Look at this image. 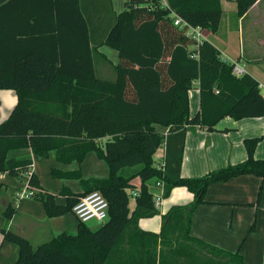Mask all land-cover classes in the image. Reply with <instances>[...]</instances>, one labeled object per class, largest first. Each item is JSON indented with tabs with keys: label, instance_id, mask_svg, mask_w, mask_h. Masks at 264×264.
Listing matches in <instances>:
<instances>
[{
	"label": "trees",
	"instance_id": "obj_1",
	"mask_svg": "<svg viewBox=\"0 0 264 264\" xmlns=\"http://www.w3.org/2000/svg\"><path fill=\"white\" fill-rule=\"evenodd\" d=\"M45 1L10 15L17 0H0V90H13L17 96L0 124V174L36 189L31 198L42 204L48 218L72 213L91 192L107 201L108 218L96 230L78 221L75 235L62 233L36 247L2 228L3 242L18 247L13 264H245L239 251L209 245L190 230L210 186L246 175L264 184V159L254 158L261 138L244 140L247 158L241 163L196 178L180 174L187 127L212 132L224 118L264 117L259 83L247 73L235 77L208 40L194 49L195 42L172 23L175 13L215 34L224 12L221 0H165L167 6L163 0H125L119 13L111 0H49L46 14L39 8ZM257 1L234 0L236 16L242 18ZM12 16H19L22 29L10 28ZM101 46L117 52L114 78L96 75L94 58L107 60L98 52ZM194 83L199 110L191 116ZM161 146L163 171L154 161ZM22 148L42 159L54 151L61 164L80 165L94 153L108 174L84 179L79 169L51 170V177L77 180L81 188L80 193L62 191L65 202L60 205L41 187L36 173L27 176L29 157L8 158L9 151ZM156 182H162L163 198L176 187L193 195L190 203L172 206L162 215L158 234L137 226L139 219L159 214L150 189ZM15 213L8 204L6 222Z\"/></svg>",
	"mask_w": 264,
	"mask_h": 264
},
{
	"label": "crops",
	"instance_id": "obj_2",
	"mask_svg": "<svg viewBox=\"0 0 264 264\" xmlns=\"http://www.w3.org/2000/svg\"><path fill=\"white\" fill-rule=\"evenodd\" d=\"M41 2L42 0H17L15 5H13V7L10 9V15H13L16 11H20L22 8L37 7V5ZM221 3L223 10L224 5L231 7V9H235L234 0H221ZM48 6H50L49 0L41 4L39 8L46 14L49 10ZM119 12L116 11V13ZM249 17L251 18L249 24L250 29L255 30L256 32L259 31L258 35L261 36V38H259L257 41V45L264 47V0H258L248 10V12L242 18H240L242 29L244 28V21ZM18 18L19 16L15 18L13 16L10 17L8 22L11 25L10 28L12 30L22 29V22H20ZM44 24L48 25L47 18ZM27 25L28 24L24 23V29H27ZM208 38L206 37L207 40ZM209 39L212 40V45L217 48L218 46L215 44L218 43L217 45H219L218 40L221 41L222 38L221 36L219 37L217 33H215L211 34V38ZM222 41H225V50L233 53L234 56H232V59L241 63L245 69V73L252 76L259 83L261 93V89H264V56L260 58L252 51L246 50L244 48V41L242 38L239 43L240 45L238 46V52H233V48H231L229 45L228 39H222ZM106 48L110 49L107 46H101L98 48L100 55H104L106 57L105 52H102L104 49L106 50ZM256 48L260 49L261 47ZM225 50H220V48L218 49L219 53ZM106 59L107 60L105 61V64L99 67V71L101 73V75H99L102 76L101 78H103L107 77L108 74L109 77L113 78V66L116 64H113V62L107 57ZM248 65L253 67L251 72L246 68ZM195 84L197 86V83H194L193 85ZM261 95L264 97V94L261 93ZM16 103L17 96L13 90H0V124L9 117ZM189 103L190 115L193 116L199 110L198 88H192L189 91ZM231 120L232 119L230 118H224L217 124L215 127L216 130L212 132L203 130L198 126H190L186 128L180 172L182 177H201L210 171L243 162L247 158V152L244 146V140L247 138H261L260 142L255 148L254 158L264 159V117L241 119L238 121ZM228 121H230V123ZM223 122H225L227 126L224 128H219V125H221ZM160 129H162L161 132H166V129ZM53 153L55 154L54 151L50 152L49 157ZM7 155L8 158L13 159L29 157L32 161L31 172L36 173L39 178V174L34 166L33 160V157H39L33 155L29 148L11 150ZM55 163L56 165L58 164V166L55 167L56 169L54 168L52 170H58L61 172L75 171L77 169H73V167L79 166V164L75 162L71 164H61L55 160ZM83 178L87 179L92 177ZM58 180L61 183L58 196H60V198H62V200L65 202V197L61 196L60 193L65 189L73 192L65 184L69 183V181H78L66 179ZM40 184L41 187L46 190L41 181ZM150 186L151 192L154 196L160 194L161 191L156 185ZM257 186L263 187L264 184L262 185L260 178L253 175L242 176L231 179L223 184L210 186L205 196L206 203L199 206L192 216L190 234L193 237L224 251L232 253L239 251L244 259L245 264H262L264 258V236H262V232L264 231V223H262L260 228L261 234L259 236L258 249L253 253H251L248 248L241 250L245 239L251 235L255 229V221L253 219L255 218L258 209L262 211V208L255 207L254 213H247L246 218L243 221V226L236 224L234 218L235 206H249L254 208L253 203L255 201L256 203H259L258 195L256 196L258 189ZM247 190H250V192L246 195ZM23 191H25V182H20L15 178L7 176L6 174H0V249L2 252V258L0 259V262L4 261L5 264H13L15 262V259H17L18 256V247L15 244L3 242V237L1 234L2 228L12 230L18 235L27 238L31 244L34 245V239H32L33 237H36L37 241H42L41 239H52L53 237H56L62 233L75 235L77 231V225L79 223L78 221V223H75V227L72 228L73 230H71L73 232H67L64 230V225L61 219L48 218L45 212L41 211L38 207H18L16 201L19 202L23 199L29 198H18V195ZM80 192L81 188L79 192L73 193ZM192 200L193 195L186 188L176 187L171 191L167 198H162V203L158 208L159 214L150 218L139 219L137 226L142 231L158 234L161 229L162 215L167 213L172 206L185 205L190 203ZM57 203L60 205L63 204V202ZM8 204H11L16 209V213L9 222H6L3 213ZM250 223L251 225L249 226ZM86 226L90 230H93L87 224ZM248 226L249 229L246 234L247 237L245 236L241 241V238L243 237L245 231H247ZM252 226L253 229L250 231ZM255 238L256 237H254V239Z\"/></svg>",
	"mask_w": 264,
	"mask_h": 264
},
{
	"label": "rangeland",
	"instance_id": "obj_3",
	"mask_svg": "<svg viewBox=\"0 0 264 264\" xmlns=\"http://www.w3.org/2000/svg\"><path fill=\"white\" fill-rule=\"evenodd\" d=\"M124 3H125V0H111V5H112L113 11H115V10L118 12L122 11L124 8ZM250 21H251L250 17L247 20H245L244 21V28L242 29L241 20H240V18H238L236 16L235 9L234 8L231 9V7L224 5V12H223V16L221 19L219 31L217 32V34L219 37L221 36L222 39H226V40L228 39L229 45L231 46V48H233V52H238V46L240 45L239 43H240V40L242 38V40L244 41V48L248 51H252L255 55L262 58L264 56V47L257 45V41L259 38H261V36L258 35L259 31L256 32L255 30L250 29V25H249ZM203 36L205 38L206 37L211 38V33L203 31ZM209 38H208V41L211 43L212 40ZM239 38H240V40H239ZM222 39H221V41H222ZM221 41L218 40L219 45H217L218 43H216L215 45L218 46L217 47L218 49L220 48V50L221 49L225 50V48H224L225 47V44H224L225 41L224 42L222 41L223 43ZM220 45H222V46H220ZM256 47H261V48L258 49ZM102 52H105L106 57L108 59H110L113 62V64L118 63L117 54L114 50L106 48V50L104 49ZM223 52L230 59H232L233 58L232 56H234L233 53H230L229 51L225 50V51H222L221 53H223ZM94 64H95V68H96V75L101 78L102 76H100L101 73L99 71V67L104 65L105 62L102 61L101 59H99L98 57H95L94 58ZM246 68L248 71L251 72V69L253 67L248 65V66H246ZM113 74H114V70L112 72V75ZM103 78L110 79L111 77H109L107 74V77H103ZM193 88H198V86H196V84H195V85H193ZM261 93L264 94V89H261ZM231 121H233V120H231ZM228 122L230 123V121H228ZM219 126H220L219 128H224L227 125L225 122H223ZM157 130L160 132L162 131V129H160V128H158ZM163 133H165V132H163ZM103 143H104V141H102V144ZM163 151H164V148H163V146H161L157 150V153L154 155L155 166L161 161ZM33 160H34V166H35L36 170L38 171L40 181H41L42 185L44 186V188L50 194L55 196V200L57 202H59V203L63 202L64 203V200H62V198H60V196H58V192L60 190L61 183L58 179L52 178L51 174H50V171L58 166V164L56 165V163H55V154L54 153L51 154L50 157L47 159L33 157ZM74 168L79 169L81 171L82 177L106 178L107 174H108L107 166L105 165V163L103 161L97 159L95 157L94 153H88L85 156L82 163L79 166L73 167V169ZM150 183H153V181H151ZM65 185L68 188H70L73 192H79L80 191V188H79L80 186H79L78 182L69 181V183H67ZM257 188L258 189H257L256 196L258 195V191H261L259 203H256V201H255L253 203L254 208L249 207V206H235V213H234V218H235L236 224L243 226V221L246 218L247 213H250V212L254 213L255 207H257V208L261 207L262 208V211H260V209H258L257 214H256L255 218L253 219L255 221V229L253 230V232L254 231L255 232L254 233L252 232L253 235L251 233V235H249L248 237L246 236L248 229H249V226L251 225V223H250L248 228H247V231H245V233L243 234V237L241 238V241H242L245 236L247 237L244 241V244H243L241 250L248 248L251 253H253L254 251H256L258 249L259 236L261 234L260 228H261L262 223H264V186L261 189H260V186L259 187L257 186ZM249 192H250V190H247L246 195L249 194ZM16 202L18 204V207L26 208L29 206H36L41 211L45 212L42 204L39 201L34 200L33 198L23 199L19 202L18 201H16ZM55 218L61 219V221L64 225V230H66L67 232H73V231H71V230H73L72 228L75 227V223H78L77 222L78 220L76 219V217L74 216L73 213H67L63 216H59V217H55ZM87 225L93 230H96L99 227V224L94 222V221L87 223ZM52 236H54V235H52ZM262 236H264V231L262 232ZM254 237H256V238L254 239ZM32 239H34L33 247H36L39 244L47 242L48 240H50V239H41L42 241H37L36 237H33ZM38 242H40V243H38ZM1 258H2V252L0 249V259ZM0 264H5V262L2 261V262H0Z\"/></svg>",
	"mask_w": 264,
	"mask_h": 264
},
{
	"label": "built area",
	"instance_id": "obj_4",
	"mask_svg": "<svg viewBox=\"0 0 264 264\" xmlns=\"http://www.w3.org/2000/svg\"><path fill=\"white\" fill-rule=\"evenodd\" d=\"M163 5H166V1L163 0ZM171 20L175 27L180 30H183L185 34L191 38L195 44L194 49L197 48L198 44H201L206 38L203 36V30L198 27H193L189 25L185 20L179 17L175 13H171ZM219 58L222 62L228 63L231 65V72L235 77H241L245 74V69L242 64L239 62L230 59L223 53H220ZM164 147V146H163ZM164 159H165V148L163 151V155L161 157V161L156 165V168L160 171L164 170ZM31 168L27 173V176H30ZM158 189L161 191L160 194L154 196V204L155 207L158 209L162 203V182H156L155 184ZM37 190L30 187L28 182H25V191L20 193L18 198L20 197H29L31 198L33 193ZM107 210H108V203L104 199V197L99 192H91L83 197H81L78 202L72 208V213L76 217V219L81 223H89V222H96L98 224H103L107 218Z\"/></svg>",
	"mask_w": 264,
	"mask_h": 264
}]
</instances>
